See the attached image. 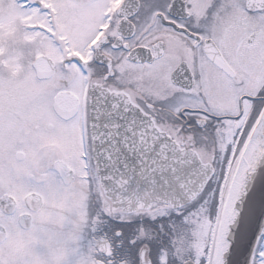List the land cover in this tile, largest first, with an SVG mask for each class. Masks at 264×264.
I'll return each instance as SVG.
<instances>
[{
  "label": "snow or ice",
  "instance_id": "6c2138e0",
  "mask_svg": "<svg viewBox=\"0 0 264 264\" xmlns=\"http://www.w3.org/2000/svg\"><path fill=\"white\" fill-rule=\"evenodd\" d=\"M0 264H264V0H0Z\"/></svg>",
  "mask_w": 264,
  "mask_h": 264
}]
</instances>
